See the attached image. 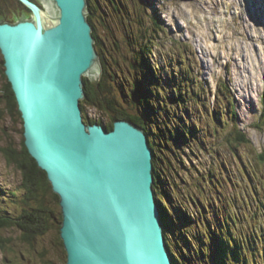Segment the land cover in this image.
Returning a JSON list of instances; mask_svg holds the SVG:
<instances>
[{"label": "rangeland", "instance_id": "rangeland-1", "mask_svg": "<svg viewBox=\"0 0 264 264\" xmlns=\"http://www.w3.org/2000/svg\"><path fill=\"white\" fill-rule=\"evenodd\" d=\"M91 2L105 69L112 77L111 93L119 106L130 114L136 112L131 81L142 75V69L148 75L145 67L157 69L160 86L165 91L176 88L175 85L186 91V115L182 108L178 112L187 127L196 130L193 141H178L167 150L159 143V133L152 138L157 143L160 166L165 173L163 191L171 194L175 204L181 203L192 213L194 220L187 231L203 232L198 224L200 209L208 222L217 223L213 210L219 208L221 216L232 219L228 225L233 239L240 243L248 238L254 250L262 253L264 5L256 0ZM0 9L6 18L29 13L13 0H0ZM236 31L241 34L235 35ZM151 82L149 76L139 81L144 87ZM1 83L0 76V88ZM143 107L139 110L148 119L146 114L150 110ZM86 112L93 120L109 122L107 115L94 108L88 107ZM165 119L166 114L161 112L156 124L161 127L168 121L171 126H178L176 119L170 122ZM4 130L19 144L17 122L5 118L0 120V149L9 144ZM237 130L246 135L248 144L235 140ZM21 180L20 172L0 152V208L12 216H18L26 208L19 188ZM191 200L195 203L192 208L185 205H190ZM234 214L235 226L232 225ZM221 231L219 228L218 234ZM226 237L222 241L226 242ZM0 238L7 241L4 249L0 246V264H44L45 260L60 264L59 260L64 258L55 231L38 238L33 247L22 241L16 228L0 229ZM184 245L186 250H192L203 242ZM177 248L178 245L174 249ZM41 252H45L43 257ZM191 254H194L192 264H220L216 256L200 257L198 261L200 255ZM256 262L264 264V257L256 256Z\"/></svg>", "mask_w": 264, "mask_h": 264}, {"label": "water", "instance_id": "water-1", "mask_svg": "<svg viewBox=\"0 0 264 264\" xmlns=\"http://www.w3.org/2000/svg\"><path fill=\"white\" fill-rule=\"evenodd\" d=\"M31 16L0 20V62L15 94L20 139L59 198L65 264H174L145 131L86 123L84 78L103 67L87 0H19ZM1 66V64H0Z\"/></svg>", "mask_w": 264, "mask_h": 264}, {"label": "trees", "instance_id": "trees-1", "mask_svg": "<svg viewBox=\"0 0 264 264\" xmlns=\"http://www.w3.org/2000/svg\"><path fill=\"white\" fill-rule=\"evenodd\" d=\"M13 1L27 10L29 12L28 15L21 12L20 14L16 13L6 18L0 9V20L2 18H6L5 21L14 23L24 15L26 17L31 16L30 11L25 8L19 0ZM31 1L40 5V3L36 0ZM87 1V8L89 12L87 19L93 28V36L96 41L95 47L100 56L103 71L101 78L97 83L90 81L88 78L83 79L85 90V98L81 101L83 118L86 123L101 124L107 131H111L113 122L120 119L129 120L145 131L154 156L153 190L155 192L157 204L161 210L166 242L174 264H192L193 262L191 259H193L192 255L194 254L191 253H195L196 256L200 255L198 261H200V257L206 258L209 255H213L217 257V261L220 264H258L256 262V256L259 258L264 257V249L262 250V253L255 251L248 238H245L241 240L240 243H237L231 234H229L230 227L228 225V221L232 219H226L224 216H221L219 208L213 210L214 217L218 219L217 223L214 224L208 222L206 215L202 214L203 209H200L201 221H198V224L199 227L202 228L203 232L197 230L193 234H190L187 231V228L192 225L194 220L192 213L184 209V206H181V203L180 205L175 204L171 198V194L167 191H163L164 189L162 185L164 183L163 179L165 178V173H163L162 167L160 166L162 159L158 156L157 143L152 138L153 135L159 133L161 137V139H159V143L165 145L167 150L170 149L173 143H177L178 141L182 143L193 141L194 136L197 134L196 130L188 128L179 114L180 108H182L184 109L183 114L186 115L187 108H184L186 103V91L179 89V86L176 85V88H172L169 92L165 91L164 87L160 86L157 69L152 68V70L149 67H145V71L148 75H145L144 69H142V75L137 77L136 80L131 81V93L133 94L132 102L135 106H137L136 112L134 114H130L127 109L121 105L119 106V103L111 93L112 87L109 85V81L112 77L108 73V70L105 69V62L100 49V38L94 25L93 17L95 7L93 6L91 0ZM0 64V76L2 80L0 88V120L9 118L13 120V122L20 121V123H22L15 94L4 74L3 59ZM148 76L151 77L152 82L144 87V85L140 84L139 81L142 82V80H146ZM143 88L145 91H143ZM121 94L124 95V92H121ZM177 97H179L178 100L175 99ZM198 104L203 106L199 102ZM143 106L147 107V109L149 108L150 110V112L148 111L149 115L146 114L148 119L144 118L142 111L140 112L139 110L140 108L144 109ZM88 107L94 108L102 114L107 115L109 117V122L104 123L103 121L89 118L86 112ZM231 109L234 112V108ZM161 112L166 114L167 119L165 120H169V122L172 118L176 119L178 126H171L168 121H164V125L159 127V125L156 124V121H159L158 117ZM215 120H217L216 117ZM21 132V141L19 144H15L6 130L4 135L9 144L6 147L1 148L0 152L6 159V162L9 165H13L21 174L22 180L19 188L23 191L22 201L26 208L23 209L18 216L9 215L7 211L0 208V229L16 228L21 233L22 241L31 247L34 246V243L38 238H41L48 232H57L58 246L64 254V258L59 260V263L65 264L66 253L59 238L58 226L62 220V215L60 210L58 212L55 211L51 205L54 204V206L59 209V198L52 192L46 172L41 170L36 161L30 156L24 144L23 127ZM235 140L244 144H248L250 142L248 138H246V135L238 130L235 135ZM171 191H173V186ZM12 195L15 196L14 193ZM189 204L190 205H185L191 208L192 206H195L194 201ZM233 219L232 225L235 226L234 222H236L237 216H233ZM219 228L222 230L220 234H218ZM170 236H172V240ZM223 237H226V242L222 241ZM201 241L203 242L201 247L199 246L198 248H193L192 250H186L184 243L187 245H193L194 243H199ZM5 243H7V241L0 238V246L3 249L6 247ZM177 245L179 248L175 250L174 248ZM193 250L195 252H193ZM44 255L45 252H41V257ZM229 260L230 263H227ZM44 264L55 263L50 260H45Z\"/></svg>", "mask_w": 264, "mask_h": 264}, {"label": "bare ground", "instance_id": "bare-ground-1", "mask_svg": "<svg viewBox=\"0 0 264 264\" xmlns=\"http://www.w3.org/2000/svg\"><path fill=\"white\" fill-rule=\"evenodd\" d=\"M256 2H257V4H259V5H264V0H256ZM254 18V17H253ZM238 34H241V33H238L237 31H236V33H235V35H238ZM234 35V36H235ZM227 64V63H226ZM179 82V81H178ZM242 99V98H241ZM241 102V101H240ZM251 104V103H250ZM249 106V105H248ZM244 107V106H243ZM245 108V107H244ZM249 109V108H248ZM222 228V227H221Z\"/></svg>", "mask_w": 264, "mask_h": 264}]
</instances>
